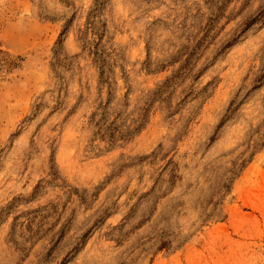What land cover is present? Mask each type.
<instances>
[{
	"label": "rangeland",
	"instance_id": "1",
	"mask_svg": "<svg viewBox=\"0 0 264 264\" xmlns=\"http://www.w3.org/2000/svg\"><path fill=\"white\" fill-rule=\"evenodd\" d=\"M0 264H264V0H0Z\"/></svg>",
	"mask_w": 264,
	"mask_h": 264
}]
</instances>
